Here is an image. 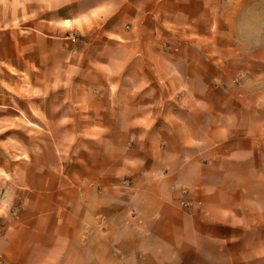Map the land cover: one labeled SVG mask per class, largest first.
I'll list each match as a JSON object with an SVG mask.
<instances>
[{
  "label": "crops",
  "instance_id": "0c3cea01",
  "mask_svg": "<svg viewBox=\"0 0 264 264\" xmlns=\"http://www.w3.org/2000/svg\"><path fill=\"white\" fill-rule=\"evenodd\" d=\"M238 1L0 0V264H264Z\"/></svg>",
  "mask_w": 264,
  "mask_h": 264
},
{
  "label": "rangeland",
  "instance_id": "374dc122",
  "mask_svg": "<svg viewBox=\"0 0 264 264\" xmlns=\"http://www.w3.org/2000/svg\"><path fill=\"white\" fill-rule=\"evenodd\" d=\"M223 9L227 15H224L221 29L227 49L236 48L244 51L245 57L249 58L253 55L263 56L257 43L264 45V0H239L238 5L227 6ZM10 153L8 151L0 152L2 161L7 162L12 159Z\"/></svg>",
  "mask_w": 264,
  "mask_h": 264
}]
</instances>
